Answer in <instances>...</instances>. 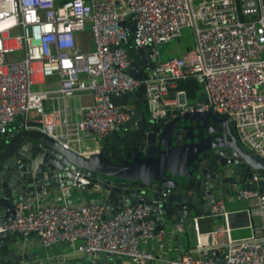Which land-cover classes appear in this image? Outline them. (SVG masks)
I'll use <instances>...</instances> for the list:
<instances>
[{"label": "built area", "instance_id": "built-area-1", "mask_svg": "<svg viewBox=\"0 0 264 264\" xmlns=\"http://www.w3.org/2000/svg\"><path fill=\"white\" fill-rule=\"evenodd\" d=\"M88 26L94 49L83 51L78 36ZM185 28L193 29L196 46L183 58L157 62V47L179 41ZM131 33L133 46L149 48L155 66L140 79L129 74ZM191 78L204 86L207 103L191 104L185 91L176 90L178 81ZM143 85L154 118L213 111L234 121L242 146L264 162V0H0L1 134L16 124L83 155L82 136L104 139L127 123L137 104L120 106L116 99ZM88 94L93 104L78 105L72 124L65 104ZM73 180L90 184L78 172ZM260 182L264 174L255 172L245 183L256 189L237 193L249 203L250 235L232 237V213L218 201L210 217L223 224L204 233L201 218H194V254L179 264H264ZM39 200L19 203L1 231L35 233L46 247L67 243L87 255L120 256L134 264L157 259L149 244L166 231L148 204L125 207L106 219L110 209L104 202L40 206ZM213 251L216 259L209 257Z\"/></svg>", "mask_w": 264, "mask_h": 264}, {"label": "water", "instance_id": "water-1", "mask_svg": "<svg viewBox=\"0 0 264 264\" xmlns=\"http://www.w3.org/2000/svg\"><path fill=\"white\" fill-rule=\"evenodd\" d=\"M133 40L131 33L127 48L133 47ZM135 52L129 74L140 79V74L146 77L155 66L148 57L149 48L135 47ZM116 100L120 106L136 103V113L104 138L100 151L89 156L67 149L62 140L42 131L17 127L0 135V264H34L41 255L22 250L25 241L41 239L39 235L1 231L13 221L20 202L54 199L60 194L58 201L68 198L71 204L74 195L81 200L87 191L96 196L95 204L109 206L106 219L125 207L148 204L160 229H172L174 224L188 232L194 218L214 215L215 204L225 201L231 188L240 184L245 190L256 189L245 182L254 172L263 176L264 162L242 146L235 122L228 117L208 111L176 118L172 112L156 119L145 109L144 85ZM199 102L207 103V98ZM75 172L90 184L79 186L73 180ZM259 185L263 187L264 182ZM242 217L249 223L248 212H242L232 214V225ZM167 219H171L168 224ZM211 254L215 259V251Z\"/></svg>", "mask_w": 264, "mask_h": 264}, {"label": "crops", "instance_id": "crops-1", "mask_svg": "<svg viewBox=\"0 0 264 264\" xmlns=\"http://www.w3.org/2000/svg\"><path fill=\"white\" fill-rule=\"evenodd\" d=\"M79 40L82 43V45L80 46L83 51H91L94 49L90 31L83 32L80 35ZM83 77L87 79L86 76ZM51 82L53 81L51 80ZM93 101V96L88 94L82 96L81 98L70 100L69 103H66L65 106H67L66 109L69 112V122L74 124L77 121L78 118L75 115L74 111L78 107V105L90 106L93 104ZM60 105L64 107L63 103H60L59 106ZM15 126L16 124L13 128H15ZM82 139V152L85 156H89L100 151L104 140L96 137L87 136H82ZM88 188L92 189L93 187ZM82 196L83 199L80 200L78 199V195H74L72 197L71 204H69L68 198L63 199V201H58L60 194H57L54 199L53 196L46 197L45 199H40L38 203L40 206H42L43 204H48V202L51 201L52 204H68L75 206L81 204L95 203L97 200V198H95L96 196L91 192L87 193L86 191L82 193ZM224 206L228 212L236 214L247 212L248 208L246 207H249V203L241 202L239 200H237V202H230L228 200H225ZM200 218V226L204 233L214 230L223 224V221L219 218ZM170 221L171 219H167L166 224L170 223ZM259 221V219H253L254 223H258ZM188 229V232H185L182 227H178L174 224L172 229H168L167 226H165V236L163 238L161 237L160 241L151 242L149 244V249L155 253L157 258L150 264H179L184 256L194 254L193 250L195 249L196 245L192 244V242L193 240H195L196 242L197 239L193 229V221H190ZM249 235L250 229L248 227L247 218L242 217L241 220L238 221V223H236L235 225L233 222L232 236H236L235 238H244ZM23 247L25 249L22 250L30 255L38 256L39 253H41L38 260H34V264H134L130 259L120 256H109L103 253L92 256L87 255L85 253L79 252L76 246H72L67 243H58L54 246L46 247L41 242V239L38 238H34L31 241H25L23 243ZM209 257L212 258V254H210Z\"/></svg>", "mask_w": 264, "mask_h": 264}, {"label": "rangeland", "instance_id": "rangeland-1", "mask_svg": "<svg viewBox=\"0 0 264 264\" xmlns=\"http://www.w3.org/2000/svg\"><path fill=\"white\" fill-rule=\"evenodd\" d=\"M198 4H199V1L196 2V5H198ZM89 30H90V26L87 27L86 31H89ZM79 37H80V34H79L78 38ZM195 46H196V38H195V33H194L193 29L185 28L183 30L182 37L180 38L179 41L176 40V41H173L171 43L157 47L158 55H157L156 60H157V62H166L167 60L175 58V57L183 58L184 55L188 51H191ZM129 49L131 50V52L133 54L135 47L133 46ZM135 55H136V53H135ZM197 85H198V88H197L195 95L193 97H190L187 95V100L191 104L197 103L200 98H203L206 95L204 86L201 84H197ZM49 87L50 86H48L46 88H49ZM42 89H43V87H42ZM235 135H236V133H235ZM82 148H83V146H82ZM239 189H241L240 184L231 188L226 200H228L230 202H232V201L237 202V200H238L237 199V191ZM246 208H248V207H246ZM238 235H240V234H238ZM232 237L234 239H240L238 237L235 238L236 236L235 237L232 236ZM241 238H243V237H241ZM192 244L196 245L195 240H193Z\"/></svg>", "mask_w": 264, "mask_h": 264}, {"label": "trees", "instance_id": "trees-1", "mask_svg": "<svg viewBox=\"0 0 264 264\" xmlns=\"http://www.w3.org/2000/svg\"><path fill=\"white\" fill-rule=\"evenodd\" d=\"M128 53L130 54L131 57L135 56V50L132 54L131 50L128 48L127 49ZM199 84L195 79H186V80H180L177 83V88L176 90H181L185 91L186 94L190 97H193L197 91L198 85Z\"/></svg>", "mask_w": 264, "mask_h": 264}, {"label": "flooded vegetation", "instance_id": "flooded-vegetation-1", "mask_svg": "<svg viewBox=\"0 0 264 264\" xmlns=\"http://www.w3.org/2000/svg\"><path fill=\"white\" fill-rule=\"evenodd\" d=\"M145 109L147 110V107L145 106ZM14 127V125L13 126H11L10 128H9V130L5 133V134H1L0 133V135H7V134H9L10 132H12V131H16L17 130V127L15 126V128H13ZM23 131H27V130H23ZM36 199V198H35ZM21 203V202H20ZM19 204V203H18ZM17 204V205H18ZM17 207V206H16ZM16 214V213H15ZM15 217V216H14Z\"/></svg>", "mask_w": 264, "mask_h": 264}, {"label": "clouds", "instance_id": "clouds-1", "mask_svg": "<svg viewBox=\"0 0 264 264\" xmlns=\"http://www.w3.org/2000/svg\"><path fill=\"white\" fill-rule=\"evenodd\" d=\"M254 173H255V172H254ZM254 173H253V174H254ZM257 173H258V172H257ZM250 179H251V178H250ZM240 190H241V189H240ZM237 193H238V192H237ZM223 201H224V200H223ZM224 202H225V201H224ZM231 217H232V216H231Z\"/></svg>", "mask_w": 264, "mask_h": 264}]
</instances>
